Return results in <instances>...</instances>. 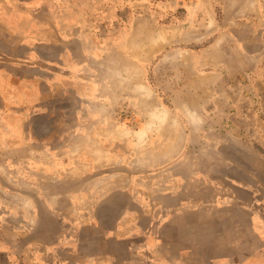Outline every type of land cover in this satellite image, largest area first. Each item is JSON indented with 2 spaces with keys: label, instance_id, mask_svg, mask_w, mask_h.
Masks as SVG:
<instances>
[{
  "label": "rangeland",
  "instance_id": "obj_1",
  "mask_svg": "<svg viewBox=\"0 0 264 264\" xmlns=\"http://www.w3.org/2000/svg\"><path fill=\"white\" fill-rule=\"evenodd\" d=\"M66 7L12 17L0 3V264H106L131 249L139 264L142 239L115 228L155 231L178 214L174 253L192 244L179 224L203 200L264 208V0Z\"/></svg>",
  "mask_w": 264,
  "mask_h": 264
},
{
  "label": "crops",
  "instance_id": "obj_2",
  "mask_svg": "<svg viewBox=\"0 0 264 264\" xmlns=\"http://www.w3.org/2000/svg\"><path fill=\"white\" fill-rule=\"evenodd\" d=\"M52 1L0 0V3L6 9L1 11V16L9 14L14 17L20 14V8L24 9V17H39L41 14L52 15L55 14L53 10L58 11L59 15L68 13L69 9L66 7L67 0L64 3L66 6L60 4L59 8H56ZM40 26L36 23H29L31 31L38 30ZM8 27L11 31L17 28L20 30V24L14 18L9 19ZM57 30H59V27ZM28 38L29 42L34 43L36 35H29ZM190 169L189 167V175ZM189 175L188 191H194L195 187L190 184L191 178ZM181 190L182 188H179V191ZM221 191V193L224 192L225 194L228 192V190L223 188H221ZM231 198L225 195V197L215 199L213 202L211 200H203L199 205L190 208L193 211H189L187 214L189 216L195 214L196 216L188 217L180 222L179 226L182 235L184 228L187 229V239L192 244L189 243L183 246L182 250L178 249L174 253L171 249H168L169 244L167 241L173 240L175 237L169 235L167 231L170 225H175L178 220V214L175 215L173 213L165 217L159 225L157 224L155 231L145 227L140 228V233L134 232L132 235L129 232H126L125 235H117L119 230L117 231L116 228L112 232L116 240L119 241L131 242L132 240H136L133 235L142 239L140 243L141 249L139 254L136 255L140 256L141 260H139V264H264V208L259 209L255 201L248 203L237 195L235 199ZM188 203L191 202L189 201ZM213 209L216 211V215L214 216H212ZM95 221L97 222V220ZM151 222L153 223V220ZM213 224L217 225L219 229V232L216 234L218 238L213 237ZM80 250H78L77 256L83 258L82 254L84 253L80 252ZM104 254L107 259L106 264L111 261H115L116 264H133L135 259L133 258L135 252L133 253L132 249L130 253H127L129 258L125 260L119 259L113 253ZM85 256H92V263H105L101 262L102 253L85 254Z\"/></svg>",
  "mask_w": 264,
  "mask_h": 264
},
{
  "label": "bare ground",
  "instance_id": "obj_3",
  "mask_svg": "<svg viewBox=\"0 0 264 264\" xmlns=\"http://www.w3.org/2000/svg\"><path fill=\"white\" fill-rule=\"evenodd\" d=\"M127 80H129V77L126 78V77L123 75V77H122V81L126 82ZM141 88H143V87H139V89H141ZM145 90H146V89H145ZM143 91H144V88H143ZM193 114H194V113L189 114V116H190V118H191L190 120L192 121V123H197V122H196V118H195V116H193ZM168 116H169V115H168ZM155 117H156V119L158 120L160 126H162V125H163V122L165 121L166 112H165V111H162L160 115H156ZM167 121H168V120H167ZM166 125H167V124H166ZM163 126H164V125H163ZM163 126H162V127H163ZM157 127H159V126H156V128H157ZM150 128H151V125H150V126L147 125V127H146L145 130L140 131V132L137 133V136H138V138H139V141H141V142L143 143V141H144V139H145V136H146V132L149 131ZM135 135H136V134H135ZM102 155H103V154H102ZM102 157H103V156H102Z\"/></svg>",
  "mask_w": 264,
  "mask_h": 264
}]
</instances>
